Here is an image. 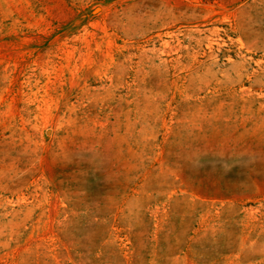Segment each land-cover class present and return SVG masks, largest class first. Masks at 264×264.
<instances>
[{
    "label": "rangeland",
    "instance_id": "1",
    "mask_svg": "<svg viewBox=\"0 0 264 264\" xmlns=\"http://www.w3.org/2000/svg\"><path fill=\"white\" fill-rule=\"evenodd\" d=\"M0 264H264V0H0Z\"/></svg>",
    "mask_w": 264,
    "mask_h": 264
}]
</instances>
